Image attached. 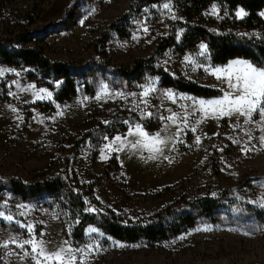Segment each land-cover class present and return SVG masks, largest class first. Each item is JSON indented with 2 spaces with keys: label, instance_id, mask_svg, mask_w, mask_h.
Wrapping results in <instances>:
<instances>
[{
  "label": "rangeland",
  "instance_id": "374dc122",
  "mask_svg": "<svg viewBox=\"0 0 264 264\" xmlns=\"http://www.w3.org/2000/svg\"><path fill=\"white\" fill-rule=\"evenodd\" d=\"M164 2L168 0H0V39L38 30L36 39L20 40L16 45H34L50 60L69 62L77 70L79 66L76 94L57 100L61 80L43 77L30 66L0 62V68L12 70L0 76V179L34 182L60 177L83 195L87 209L111 212L129 224L149 222L157 211L177 199L214 196L226 189L247 204L224 205L216 220H200L156 241L119 240L96 224L87 225L77 239L73 232L78 219L61 199L43 192L22 198L0 184V212L13 216L12 221L0 217V245L11 238L19 244L31 235L49 242L50 249L65 240L73 248L98 244L89 264H264V206L258 203L264 198V144L259 140L264 136V122L255 123L260 116L253 114V122L245 124L243 116L203 119L202 113L195 111L185 125V112H193L191 101L177 98L173 103L162 93L171 89L184 96L205 97L163 86L153 75L142 82L114 84L118 77L112 72L137 58L153 57V64L175 78L226 89L205 68L209 63L225 65L233 59L214 64L209 53L207 60L199 57V46L205 42L184 53L173 47L159 50L158 43L171 32L179 42L187 23H200L215 33L233 31L246 36L264 34V25L241 26L238 20L242 18L236 15L240 7L229 10L213 2L195 18L186 19L172 0L171 12L163 10L160 6ZM213 6L218 10L216 15L209 14ZM261 13L264 8L258 12L264 20ZM30 14L34 22L28 24ZM173 14L176 19L171 18ZM144 26L147 32L142 30ZM188 55L194 63L185 62ZM149 78L156 79L157 91L144 105L140 103V86ZM103 84L112 93L137 95L98 100ZM39 90L51 93V97L37 99ZM143 112L153 115L142 119ZM173 113L177 114L176 123L160 119ZM155 120H159L158 126L146 130L160 132L166 141L155 159L147 150L129 148L101 158L105 144L128 132L124 121L145 125V121ZM110 127L119 131L111 133ZM245 147L249 151H243ZM22 225H32L33 233ZM90 227L98 232L89 235ZM17 244L0 247V264H34L30 257H24L29 246L21 249Z\"/></svg>",
  "mask_w": 264,
  "mask_h": 264
},
{
  "label": "trees",
  "instance_id": "16d2710c",
  "mask_svg": "<svg viewBox=\"0 0 264 264\" xmlns=\"http://www.w3.org/2000/svg\"><path fill=\"white\" fill-rule=\"evenodd\" d=\"M162 1V0H150ZM186 19H193L198 14L217 2L234 10L237 7L243 8L247 15L238 20L243 27L260 28L264 20L258 12L264 8V0H172ZM30 17L31 24L32 14ZM27 16V17H28ZM26 17V19H28ZM179 42L176 41V34L171 32L158 43V49L163 50L173 47L178 53L192 51L200 42L208 46L210 60L214 64H223L230 59L243 58L264 67V34L260 36H246L226 31L215 33L200 23H187ZM40 32L25 31L19 32L14 39H0V62L8 65H24L34 68L43 77L51 80H61L62 86L55 93V99L65 100L76 94L75 80L77 75L76 66L69 62L50 60L37 46L16 45L20 40L30 42L37 38ZM153 57L137 58L128 66L114 67L113 75L118 77L114 84L120 82L128 85L129 82H142L147 76H157L160 84L172 87L178 91L198 97H216L220 90L215 87L200 85L194 81L175 78L166 72L162 67L153 64ZM118 81V82H117ZM159 120L154 122L145 121V127L155 129ZM111 128V127H110ZM108 128V131L117 132L118 128ZM0 184L13 193L26 198L39 192L46 193L61 199L67 210L73 217L78 219L74 228L73 236L81 239L84 228L89 224L98 225L105 233L112 237L133 242L138 240L156 241L178 234L188 227L193 226L200 220H216L218 211L224 206L247 204L246 200H237L229 190H224L218 195L196 196L191 198H180L167 205L154 214L152 220L146 223H123L119 216L109 213H94L86 211L87 204L83 195L74 190L66 181L60 177L37 180L34 182L22 181L19 179L1 180Z\"/></svg>",
  "mask_w": 264,
  "mask_h": 264
},
{
  "label": "snow or ice",
  "instance_id": "6c2138e0",
  "mask_svg": "<svg viewBox=\"0 0 264 264\" xmlns=\"http://www.w3.org/2000/svg\"><path fill=\"white\" fill-rule=\"evenodd\" d=\"M153 7H156L155 5ZM163 10L171 12L172 5L170 0L168 2L162 3L160 6ZM147 11V10H146ZM218 12L217 8L213 6L209 14L216 15ZM237 17L243 18L247 15L243 8L236 12ZM264 15V13H261ZM172 19H176L173 14ZM144 32L148 31L146 26L142 27ZM135 38V37H134ZM199 57H204L208 59V46L206 44H201L199 46V52L197 53ZM185 62L191 64L194 63V58L191 55L185 56ZM199 67H204V65H199ZM12 71L11 69L0 68V76H3L6 72ZM205 71L209 74L215 76L218 80L222 81L226 85V89L222 88L220 91L222 95L213 98H194L190 96H184L173 92L171 89L165 90L162 95L173 103L176 99H187L190 100L193 106V112H185L183 123L187 125L188 115H194L195 111L202 113V118L207 119L209 117L222 118L226 116L238 115L245 117L244 123L253 122V114H258L260 116V121H256L258 125L264 122V67L258 66L254 62L248 61L246 59H233L230 60L225 65H211L210 63L205 68ZM15 83V81L13 82ZM156 79L149 78L148 82L141 85L142 91L140 95V103L147 105L149 97L151 94L157 91ZM30 88H34V85H30ZM23 90V89H22ZM41 93H44L42 96ZM136 93H128L127 95L123 92L112 93L109 91V86L103 84L100 91L97 93L96 99H102L105 97L121 99H127L128 96L135 97ZM45 97H51V93H47L45 90H39L36 93L37 99H43ZM135 107H139L136 104ZM183 107V106H182ZM63 113H58L62 115ZM152 112H143L142 119L151 117ZM162 120H169L172 123H176L177 114L173 113L168 117L161 116ZM108 123V122H105ZM128 124V132L123 136L117 135L112 138V140L105 144L104 149L101 150V158L107 159L108 154L114 151H123L125 148H129L133 151L136 150H147L153 155L150 157L152 159L156 158L157 153L162 152V146L166 145V141L162 138L160 132L149 133L146 130L145 125L142 122L130 123L129 121H124ZM196 129L193 128L192 131ZM129 137H134L135 139H129ZM107 139V137H105ZM251 139V137H249ZM261 144H264V136L259 137ZM200 142V138L197 137V143ZM247 152L249 149L245 147L242 149ZM107 153V154H106ZM258 203L264 206V198H262ZM18 207H24L20 205ZM86 211L94 212L96 209L88 208ZM0 217H3L9 221L13 220V216H4L3 212H0ZM31 234L34 231L32 225H22ZM98 232L96 228L90 227L88 229L89 235L91 233ZM43 233H41V237ZM8 243L17 244L16 238H11L10 241L5 242L0 247L7 248ZM47 241L42 238H38L35 235H31L29 239L22 241L17 244V247L25 249V246H29L30 250L24 251V257H30L34 264H89L90 255L99 250V245L88 244L84 248H73L68 240L61 242L58 245H54L51 249L48 247ZM118 246L124 247V245L119 244ZM23 258V257H22Z\"/></svg>",
  "mask_w": 264,
  "mask_h": 264
}]
</instances>
